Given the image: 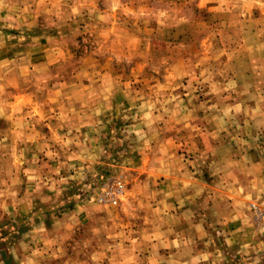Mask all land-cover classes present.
Masks as SVG:
<instances>
[{
    "label": "rangeland",
    "instance_id": "obj_1",
    "mask_svg": "<svg viewBox=\"0 0 264 264\" xmlns=\"http://www.w3.org/2000/svg\"><path fill=\"white\" fill-rule=\"evenodd\" d=\"M6 2L0 8V72L8 68L0 80L9 84L0 87L1 263L23 257L26 264H130V244L144 240L157 205L147 162L140 164L148 160L147 145L170 143L164 158L190 163L199 147L203 166L209 144L220 141L213 130L243 134L242 100L255 96L256 64L264 56V0ZM23 63L25 88L16 69ZM19 95L26 96L25 120ZM94 97L118 102L100 115L107 129L96 161L83 159L85 145L71 134L70 116L58 130L64 142L74 140L68 150L50 152L33 141L56 143L52 125ZM35 103L41 116L34 115ZM251 109L247 121L257 142L263 122ZM152 150L163 157L160 145ZM115 179L124 184L123 196L117 205L99 204L102 187Z\"/></svg>",
    "mask_w": 264,
    "mask_h": 264
},
{
    "label": "crops",
    "instance_id": "obj_2",
    "mask_svg": "<svg viewBox=\"0 0 264 264\" xmlns=\"http://www.w3.org/2000/svg\"><path fill=\"white\" fill-rule=\"evenodd\" d=\"M7 5L6 0H0V8ZM1 47L3 46H0L2 55ZM16 69L19 76L21 74L23 77L19 79L21 87L25 88L24 63ZM7 70L8 68L4 72V69H1L0 74L6 75ZM248 71L244 68V72ZM255 71L258 75L254 87L255 96L242 100V103L248 106L243 112L245 115L244 126L241 128L243 134L236 133L233 137L229 129L213 130L220 141L218 144H209V153L206 157L208 159L203 166L201 159L203 156L199 147H195L190 163L187 159H184L185 161L179 159L177 162L165 159L164 155L171 149L170 143H155L156 147L158 145L161 147L163 154L161 158H157L155 151L152 150L154 145H147V149H151L147 155L148 160L142 158L140 164L147 162V178L151 177L149 182L152 181L154 191L151 196L155 198L152 204L157 205H154L155 209L149 208L155 217L148 221L147 228L143 230L144 240L136 238L130 244V264H264V56L260 57ZM4 80L2 77L0 87L6 90L9 84L6 82L8 80L5 82ZM8 96L6 104H10L11 101ZM16 100L17 103L13 98L18 112H21L25 120L26 96L19 95ZM85 103L82 108L72 112V115L61 113L62 122L52 125L50 133L57 136V144L52 143L51 138L45 137H34L33 141L48 146L49 151L68 150V146L74 140L65 139L64 142L61 138L64 133L58 130L62 128V123L68 124L70 116L76 119L71 134L81 136L80 139L85 145L83 159L88 162L96 161L99 158V149L97 155L95 154L96 144H99L98 141L107 129L106 125L99 121L100 115L111 107L113 109L118 102L114 99L108 100V97L102 99L94 97L87 99ZM254 107L257 108V117L263 122L262 138L257 142L251 138L256 133L250 132V123L247 121L253 116L254 109L251 108ZM41 108L42 105L35 103L32 108L34 115L41 116ZM48 116L50 115L42 118ZM34 120L38 121L36 117ZM25 132L27 133L26 130ZM28 134L37 136L33 129L29 130ZM27 138L31 139L30 136ZM61 142H64L61 144L63 146L59 144ZM51 155L50 159L56 161L58 155L54 153ZM191 164L190 167L193 169L185 168ZM175 167L176 174L172 175ZM39 208L40 206L34 207L35 211ZM138 248H143V251L137 252ZM4 258L10 259L8 251ZM18 259L19 264H26L25 258ZM1 262L4 263L0 260V264Z\"/></svg>",
    "mask_w": 264,
    "mask_h": 264
},
{
    "label": "built area",
    "instance_id": "obj_3",
    "mask_svg": "<svg viewBox=\"0 0 264 264\" xmlns=\"http://www.w3.org/2000/svg\"><path fill=\"white\" fill-rule=\"evenodd\" d=\"M124 194V184L122 181L115 179L105 184L97 196V202L101 205H117L119 199ZM253 208V206H252Z\"/></svg>",
    "mask_w": 264,
    "mask_h": 264
}]
</instances>
